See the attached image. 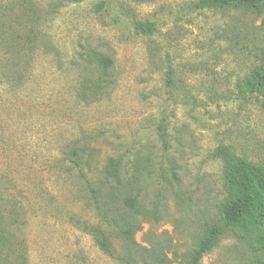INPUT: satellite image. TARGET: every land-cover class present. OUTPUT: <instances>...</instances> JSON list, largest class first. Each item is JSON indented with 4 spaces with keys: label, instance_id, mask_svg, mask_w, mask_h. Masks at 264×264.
Listing matches in <instances>:
<instances>
[{
    "label": "rangeland",
    "instance_id": "374dc122",
    "mask_svg": "<svg viewBox=\"0 0 264 264\" xmlns=\"http://www.w3.org/2000/svg\"><path fill=\"white\" fill-rule=\"evenodd\" d=\"M14 1L0 0V264H149L164 243L185 264L227 196L218 149L264 165V102L243 89L261 63L264 14L199 0H19L51 41L16 71L7 60L27 16L2 9ZM100 55L112 68L98 70ZM110 158L135 171L128 193L149 213L134 243L104 205ZM258 259L249 237L227 234L200 264Z\"/></svg>",
    "mask_w": 264,
    "mask_h": 264
},
{
    "label": "trees",
    "instance_id": "16d2710c",
    "mask_svg": "<svg viewBox=\"0 0 264 264\" xmlns=\"http://www.w3.org/2000/svg\"><path fill=\"white\" fill-rule=\"evenodd\" d=\"M198 6L202 9H244L257 17L264 14V0H199ZM2 9L10 10L15 18L22 12L27 16L22 24L25 33L22 32L15 37V42L12 44L14 55L9 53L7 65H11L16 71L24 66L28 68L32 61V48H34L31 45L39 41V38L47 42L51 40L46 32L39 29L40 20L34 6L25 8L22 2L15 0L7 6L4 5ZM136 28L145 33L152 31V26L148 23H137ZM20 40L24 41V44L18 43ZM49 47H51L50 43ZM97 63L100 68L98 70L101 72L112 68V60L105 56H97ZM95 81L98 82V79L95 78ZM89 85L98 91L101 90L99 85L90 83ZM243 89L261 97L264 102V48L261 52L260 65L245 79ZM217 153L224 160V185L227 191L226 198L219 206L220 219L205 224L203 235L187 252L183 260L185 264H200L203 257L225 235L234 234L242 239L249 237L259 253L256 264H264V165H255L237 157L225 146L220 147ZM82 154L79 148L71 147L65 156L69 161H74L80 166L83 163L78 160L81 159ZM101 177L102 186H109L105 201L103 199L106 210L113 215L119 214L117 227L120 238L134 243L135 236L143 230L139 217L149 215L139 208L138 194L128 193V188L136 182L135 171L128 177L122 159L110 158L101 171ZM118 202L119 206L116 208ZM95 236L101 250L109 256H114L115 248L107 233L104 230H97ZM149 253V264H171L172 262L166 243L152 244Z\"/></svg>",
    "mask_w": 264,
    "mask_h": 264
}]
</instances>
